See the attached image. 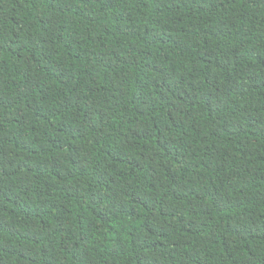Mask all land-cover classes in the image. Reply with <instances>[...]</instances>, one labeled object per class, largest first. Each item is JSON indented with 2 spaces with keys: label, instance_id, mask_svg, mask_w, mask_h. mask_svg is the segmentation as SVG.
Instances as JSON below:
<instances>
[{
  "label": "trees",
  "instance_id": "trees-1",
  "mask_svg": "<svg viewBox=\"0 0 264 264\" xmlns=\"http://www.w3.org/2000/svg\"><path fill=\"white\" fill-rule=\"evenodd\" d=\"M0 264H264V0H0Z\"/></svg>",
  "mask_w": 264,
  "mask_h": 264
}]
</instances>
